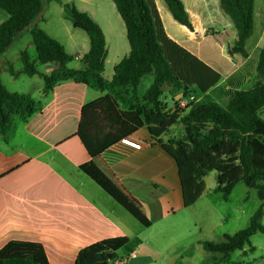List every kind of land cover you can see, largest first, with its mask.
<instances>
[{"label":"crops","instance_id":"1","mask_svg":"<svg viewBox=\"0 0 264 264\" xmlns=\"http://www.w3.org/2000/svg\"><path fill=\"white\" fill-rule=\"evenodd\" d=\"M49 1L57 2L62 8L60 15L64 14V17H60L55 29L42 28L40 21L46 20L49 11L45 9L36 21V26L59 41L67 53L74 57L71 62L74 66L70 67L79 69L82 56L90 50V39L86 32L73 27L63 5H75L87 13L102 28L107 40L106 31L99 20L98 1ZM181 1L190 15L193 30L173 18L164 0H155L166 33L218 71L223 79L227 78L247 59L229 52L237 40V32L229 16L221 9L220 0ZM2 11L0 9V24L9 18ZM119 16L113 9L111 17L115 22L110 25L111 30L122 37L123 28L126 34V27ZM109 18L105 13L102 16L103 20ZM25 33L32 38L31 32L25 31L16 40ZM214 47L220 50L222 56L223 51L228 53L220 59L206 51ZM263 47L264 0H255L254 32L246 43V51L251 57ZM125 48L126 45H123L121 52L117 46L111 57L107 50L105 79H112L114 67L129 54L130 50ZM22 51L19 53L21 68L15 70L20 72L18 76L26 75L21 73ZM32 60L41 73L51 74L53 71L52 64L38 61L37 52L36 59ZM4 61L9 72L8 63L13 67L14 63L7 59ZM110 64L112 70L105 76L107 65ZM39 65L43 69H39ZM34 77L40 79L31 85V91L25 86H21L19 91H11L2 82L11 92L24 93L41 101L43 108L28 121L16 116L9 133L5 136L0 134V264L6 258L29 254L34 255L41 264H76L81 250L116 239H125V243L116 249V259L110 264H195L203 256H213L214 261L221 259L207 252L202 243L211 241V236L215 237L213 242L223 241L227 233L222 226L226 221L222 218L213 220L210 208L202 214L201 220L195 217L198 206L206 196L208 175L204 178L206 189L200 200L185 207L176 162L152 139L141 117L114 100L120 114L138 127L128 136L140 140L143 146L135 150L122 145V138H117L102 152L101 158L143 206L151 222V226H143L81 170L82 165L91 161V156L77 136L82 109L108 93L69 80L59 83L45 95L43 78L40 75L30 78ZM256 81L253 80L249 86L252 87ZM140 87L142 95L148 87L144 90ZM168 94L172 103L167 104V110L172 113V104L179 100L181 91H169ZM183 131L182 125L175 124L160 139L167 143L179 138V135L182 137Z\"/></svg>","mask_w":264,"mask_h":264},{"label":"trees","instance_id":"2","mask_svg":"<svg viewBox=\"0 0 264 264\" xmlns=\"http://www.w3.org/2000/svg\"><path fill=\"white\" fill-rule=\"evenodd\" d=\"M60 1V0H57ZM125 27L130 52L115 67L111 80L104 78L107 59L106 38L102 28L75 5H63L67 19L76 29L89 36L90 50L81 58V67L69 66L74 57L65 47L44 30L36 21L45 10L43 0H0V9L9 18L0 24V56L25 31H30L41 64H52L51 74L41 73L27 51H22L21 73L44 80L43 93H48L59 83L74 81L107 96L86 104L82 109L77 136L81 139L91 161L81 170L91 177L113 199L131 213L143 226H151L141 203L119 182L101 158L102 152L117 138L127 137L138 127L123 117L114 104L135 111L148 126L152 139L176 162L182 186L183 204L190 207L205 192L204 178L215 171V192L227 201L238 183L256 189L262 201L250 219L249 226L234 234H226L221 242L204 241V249L212 254H222L218 261L227 260L231 253L250 246V239L264 234V119L259 111L264 109V47L251 57L246 43L254 32L255 0H220L223 12L229 16L237 40L231 47L233 54L247 60L223 79L222 75L198 56L179 45L166 33L155 0H112ZM173 18L193 30L188 11L181 0H164ZM8 70L18 76L13 65ZM256 73L258 79L250 89L245 82ZM153 76V81L141 95L139 87L143 78ZM223 83V85H222ZM183 91L195 88L203 97L182 111L168 112L161 99L165 89ZM43 108L41 101L30 95L9 91L0 79V134L5 136L20 116L28 121ZM175 124H182L184 135L164 143L160 137ZM125 239H116L87 247L80 251L76 264H110L116 259V249ZM250 247V250H254ZM3 264H41L34 255L15 256Z\"/></svg>","mask_w":264,"mask_h":264},{"label":"rangeland","instance_id":"3","mask_svg":"<svg viewBox=\"0 0 264 264\" xmlns=\"http://www.w3.org/2000/svg\"><path fill=\"white\" fill-rule=\"evenodd\" d=\"M66 1V0H64ZM100 8V16L99 20L101 22L102 27L106 31L107 34V50L110 52V57L112 56L113 52H116V47L118 46L123 52V45H126L124 50H130V46L128 40L126 38L125 29L123 28V35L120 37L116 35L114 30H111V23L113 21L111 17V11L114 9L116 15L118 12L116 10V6L112 0H97ZM45 9H48V13L46 16V20L43 22L40 21V26L42 28H49L55 29L60 21V17H64L60 15V9H62L56 1H49L43 0ZM163 3V1H162ZM110 10V11H108ZM2 13L5 15L6 12ZM108 15L110 18L109 20H103L102 16ZM120 17V16H119ZM121 23L122 20L119 18ZM229 19V18H228ZM69 25L72 27L71 23L66 20ZM44 23V24H43ZM115 24V23H114ZM124 27V24H122ZM66 29V28H65ZM64 33V32H63ZM22 50L28 51L33 59H36V52L32 42V38L28 33H25L19 40H16L8 50L0 56V79L2 82L7 86V88L11 91H19L21 90V86H25L28 88L29 91L33 90L31 85H34L39 81V77L30 78L26 75H20L18 78L14 79L13 76L7 71L6 62L4 60H9L14 63L15 70H19L21 68V63L19 61V53ZM209 54L214 55L215 57H220V59L225 57V54L228 53L227 51H223V56L220 53V50L216 47L213 49L206 50ZM222 56V57H221ZM69 66L73 67V63H70ZM43 66L39 65V69H43ZM111 64L107 65L105 76H108L111 72ZM258 77L255 73L253 79L248 80L244 85V89H250L252 87L249 84L253 80H257ZM12 81H15L13 84ZM153 81L152 75H147L142 82L140 87L141 90L146 89ZM223 85V83H222ZM171 91L170 88H166L163 101L166 104H171V96L168 94ZM203 95L196 90L195 88H189L186 90L181 91L179 100L176 103L172 104L174 111H182L191 103H195L200 100ZM259 115L262 119H264V109L259 111ZM182 125V124H180ZM182 127H184L182 125ZM185 132H182V134ZM184 135V134H183ZM181 136L179 135V138ZM210 178L207 180V192L206 196L203 198L202 202L198 206L195 217L197 220H201L202 214L208 212L210 208V212L212 213V219H224L226 222L222 228L227 234H234L239 230H243L249 226L250 219L254 215V213L259 209L262 204L258 196V192L256 189L247 187L244 183H238L235 188L233 189L229 199L227 201L222 200V197L219 193H214L213 188L217 186V174L215 171L210 172L208 174ZM212 188V189H211ZM262 224L264 225V214L262 217ZM211 241H214L215 237H210ZM250 246H246L245 250L243 251H235L231 253V256L227 259L222 261L220 264H264V234L258 232L253 235L250 239ZM250 247H254V250H250ZM217 255L218 259L221 258L222 254H215ZM214 262V257H205L203 256L201 259H197L195 264H212Z\"/></svg>","mask_w":264,"mask_h":264},{"label":"built area","instance_id":"4","mask_svg":"<svg viewBox=\"0 0 264 264\" xmlns=\"http://www.w3.org/2000/svg\"><path fill=\"white\" fill-rule=\"evenodd\" d=\"M120 143L122 145H125V146L132 148V149H135V150H140V149H142V146H143V144L140 140L135 139L131 136H127V137L122 138L120 140Z\"/></svg>","mask_w":264,"mask_h":264},{"label":"water","instance_id":"5","mask_svg":"<svg viewBox=\"0 0 264 264\" xmlns=\"http://www.w3.org/2000/svg\"><path fill=\"white\" fill-rule=\"evenodd\" d=\"M229 52H230L231 55H233V52L231 50Z\"/></svg>","mask_w":264,"mask_h":264}]
</instances>
